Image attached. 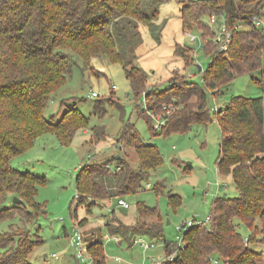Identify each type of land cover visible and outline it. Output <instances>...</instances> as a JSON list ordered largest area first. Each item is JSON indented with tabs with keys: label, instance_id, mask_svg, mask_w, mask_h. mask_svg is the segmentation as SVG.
<instances>
[{
	"label": "trees",
	"instance_id": "obj_1",
	"mask_svg": "<svg viewBox=\"0 0 264 264\" xmlns=\"http://www.w3.org/2000/svg\"><path fill=\"white\" fill-rule=\"evenodd\" d=\"M262 7L264 0L184 2L180 12L183 29L201 31L204 50L211 60L202 68L201 80L174 73L166 88L145 91L148 74L134 64L133 58L128 59L130 46L133 48L139 35L138 24L155 27L156 13L147 12L145 0H0V223L18 217L23 224L0 233V264H31V253L43 243L28 225L45 213L36 202V195L39 185L48 180L14 168L11 158L31 149L43 134L52 133L63 145H69L80 129L89 126V118L76 106L63 111L59 119L45 116L54 93L72 74L73 55L85 63L102 56L121 63L131 91L136 97L144 94L148 101L147 110L139 111V115L149 124L152 118L147 111L160 114L164 104L173 98L180 100L178 109L168 116L159 131L149 125L154 134L160 132L165 136L186 132L193 122H206L210 118L207 91L225 87L239 75L259 72L260 77L253 79L262 89V96L233 97L230 104L216 112L223 130L217 169L220 174L231 176L237 195L216 196L209 223L186 228L181 247L177 240L164 237L165 223L159 208L144 200L136 202L137 217L133 222L115 220L112 225L108 221L106 227L111 236L125 240L130 237L136 240L138 236L151 240L164 238L166 257L173 253L175 256L163 264H213L214 260L224 264L263 263L264 25L256 27L252 21L254 15H260ZM212 14L220 20L224 18L233 31L228 52L215 50L213 28L204 20ZM239 25L243 28L239 29ZM184 46L188 48L178 45L175 54L183 59L185 68L194 66L195 60H187L186 50L181 48ZM107 99L110 97L95 101L94 114L99 117L106 114ZM191 99H195L192 106ZM92 130L96 137L104 136L100 126ZM123 141L136 152L137 166L121 154L120 160L114 156L81 167L76 176L77 202L71 208L76 222L80 206L89 215L96 206L112 205V201L118 203L120 198L135 195L149 179L150 172L162 165L163 155L158 147L144 142L134 124L124 125L117 143ZM163 188L162 182L154 187L157 193ZM14 197L23 203H14ZM169 199L173 208L180 205L179 196L170 193ZM111 215L117 216L115 209ZM80 219L77 226L83 228L88 216ZM240 226L246 228L247 234H242ZM258 244L263 247L260 251L254 248ZM87 252L94 264L106 260L101 238L90 243Z\"/></svg>",
	"mask_w": 264,
	"mask_h": 264
},
{
	"label": "rangeland",
	"instance_id": "obj_2",
	"mask_svg": "<svg viewBox=\"0 0 264 264\" xmlns=\"http://www.w3.org/2000/svg\"><path fill=\"white\" fill-rule=\"evenodd\" d=\"M186 1L189 0H145L147 12L156 13L153 21L155 27L150 29L139 23L136 29L139 35L132 45L133 48L130 46L128 54V59L133 58L134 64L148 74L145 91L156 87L166 88L174 73L186 78L193 75L195 80H201L202 70L197 66L204 70L211 60L210 54L204 50L201 31L197 28L189 31L183 29L180 12ZM260 17L264 21L263 7ZM204 20L209 23V17ZM188 32L196 37L194 43L190 42ZM178 45H186L192 49L191 52L187 47H181L186 50L187 60H195L194 66L185 68L183 59L175 54ZM72 59V74L65 85L54 93L45 110V116L48 119L51 116L59 119L63 111L76 106L89 118V126L80 129L69 145H63L52 133L43 134L31 149L14 155L10 160L14 168L48 180L46 184L39 185L36 195V202L43 206L45 213H40L28 225L32 233H37L43 240L31 253L30 263L94 264L87 247L101 238L104 241L106 257L102 264H117L114 262L116 257L130 264H162L166 259L164 238L151 240L146 236H138L136 240L142 237L146 243L152 244L151 248L145 249L135 243L133 237L125 240L111 236L106 224L111 221L114 225L115 220L133 222L137 217L136 202L144 200L148 205L159 208L165 223L164 237L175 241L177 237L182 238L186 229L178 230V227L184 223L193 219L208 223L216 196H236L237 190L231 176L222 175L217 169L223 130L216 110L225 108L236 96H262V89L253 79V76L260 77L259 72L239 75L229 85L207 91L210 118L206 122H193L186 132L165 136L160 132L154 134L149 128L151 124L158 129L159 122L153 117L154 112L147 111L152 118L150 124L140 117L139 111L147 110L148 101L144 94L136 97L131 91L121 63L112 62L105 56L93 58L89 63L75 55ZM184 68L186 71H183ZM93 92L98 97H91ZM109 97L107 101L110 105H107L106 114L103 117L94 114L95 101ZM179 101L173 98L155 116L167 119L178 109ZM191 102L192 106L195 99H191ZM120 105L122 109L118 108ZM126 123L135 125L144 142L158 147L163 155L162 165L150 172L149 179L143 183V188L137 194L124 197L129 209H123L117 201H112V205L106 203L105 206L94 207L93 213L88 215L85 207L80 206L76 222L71 213L77 202L76 176L81 167L89 162L101 163L121 154L133 166H137L136 152L124 141L117 143ZM96 126L104 130V136L94 135L92 129ZM111 167L114 168L113 162ZM157 182L164 185L160 193L154 189ZM170 193L180 197V205L176 208L170 204ZM112 209H115L117 216H110ZM87 216L85 226L78 227L80 218ZM11 226L21 227L23 224L18 217L4 221L0 223V233L10 230ZM78 231L82 232L85 241L84 254L81 257L78 256L79 251L74 243ZM240 231L247 234L244 226H240ZM254 248L258 251L263 249L261 244ZM216 264L224 263L218 261Z\"/></svg>",
	"mask_w": 264,
	"mask_h": 264
},
{
	"label": "built area",
	"instance_id": "obj_3",
	"mask_svg": "<svg viewBox=\"0 0 264 264\" xmlns=\"http://www.w3.org/2000/svg\"><path fill=\"white\" fill-rule=\"evenodd\" d=\"M252 21H253V24L256 27H261V26L264 25V21L261 20L260 15H254L252 17ZM209 24L213 28V32H214V37L212 39V42H213V44H214V46L216 48L215 50L217 52H219V53L228 52L230 47H231V44L233 42V31L228 27L226 20L224 18L220 20V18L217 15L212 14L209 17ZM238 28L239 29L243 28V25H239ZM188 35H189V38H190V42L194 43L197 40L196 37L195 36H191V34L189 32H188ZM201 70H202V67H201ZM191 77L192 76H190V78ZM96 96H98L97 93L93 92L92 93V97H96ZM219 109H217L216 112H218ZM153 117H155L156 120L159 122L158 123V129L156 128V130L159 131L163 127V125L166 123L167 119H165L163 117H160V116L156 117L155 114L153 115ZM118 205L120 207H122L123 209H128L129 208V204L124 198H120L118 200ZM208 223H209V218H208ZM208 223L193 219V220H191L189 222L184 223L181 227H178V230L186 229V228L192 227L194 225H204V224H208ZM76 235H77V237H76V240L74 239V243H75V246H76L77 250L79 251V255L78 256L81 257L84 254L85 241H84V238H83V235H82L81 231H78L76 233ZM139 238L137 240H135V243H139V245L141 247L145 248V249H149V248L152 247V244L146 243L142 239V237H139ZM182 238H183V236H182ZM182 238L177 237V242L179 243L178 247L183 246ZM116 239H118V237H116ZM247 241H248V238H245V242L246 243H247ZM53 256L57 257L55 254ZM174 256H175V253H173L169 257H166L164 262L167 261V260H170V261L173 260ZM114 262L117 263V264H130V263L125 262L120 257H116L114 259ZM216 263H218V261L214 260L213 264H216ZM162 264H163V262H162Z\"/></svg>",
	"mask_w": 264,
	"mask_h": 264
},
{
	"label": "water",
	"instance_id": "obj_4",
	"mask_svg": "<svg viewBox=\"0 0 264 264\" xmlns=\"http://www.w3.org/2000/svg\"><path fill=\"white\" fill-rule=\"evenodd\" d=\"M199 69H201V66H199ZM116 159H117V160H120V159H122V156L117 155V156H116ZM224 197H226V194H224ZM13 202L16 203V204H21V203H23V201H22L20 198H18V197H14V198H13ZM168 223H169V222H168Z\"/></svg>",
	"mask_w": 264,
	"mask_h": 264
},
{
	"label": "crops",
	"instance_id": "obj_5",
	"mask_svg": "<svg viewBox=\"0 0 264 264\" xmlns=\"http://www.w3.org/2000/svg\"><path fill=\"white\" fill-rule=\"evenodd\" d=\"M199 67V66H198ZM192 77H194L193 75H192Z\"/></svg>",
	"mask_w": 264,
	"mask_h": 264
}]
</instances>
